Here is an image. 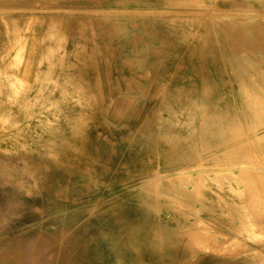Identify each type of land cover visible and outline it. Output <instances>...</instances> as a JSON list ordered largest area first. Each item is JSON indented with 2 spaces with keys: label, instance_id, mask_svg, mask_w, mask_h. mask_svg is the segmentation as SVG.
Segmentation results:
<instances>
[{
  "label": "rangeland",
  "instance_id": "1",
  "mask_svg": "<svg viewBox=\"0 0 264 264\" xmlns=\"http://www.w3.org/2000/svg\"><path fill=\"white\" fill-rule=\"evenodd\" d=\"M163 15L175 17L167 33V22L154 21ZM135 54L147 58L141 78L149 88L143 95L147 114L169 117L173 110L162 107L170 103L181 122L188 120L181 107L191 106L197 117L172 135L188 151L193 146L192 165L179 176L183 187H192L181 208L198 233L192 241L200 250L193 256L216 248L226 256L222 264H238L242 256L248 262L241 264H264V195L258 187L264 174L254 170L264 166V142L260 149L222 145L220 153L240 157L217 160L210 157L205 133L208 121L218 123L214 133L223 127L229 136L264 131V0H0V259L20 252L29 263L36 257V264H115L105 237L109 191L90 172L95 143L106 135L88 117L106 112L111 77L133 102L139 87H126L121 76L129 75ZM255 101L258 109L250 107ZM142 121L133 124L142 127ZM242 173L263 180L254 177L257 186L253 177L247 179L253 183L241 180Z\"/></svg>",
  "mask_w": 264,
  "mask_h": 264
},
{
  "label": "bare ground",
  "instance_id": "2",
  "mask_svg": "<svg viewBox=\"0 0 264 264\" xmlns=\"http://www.w3.org/2000/svg\"><path fill=\"white\" fill-rule=\"evenodd\" d=\"M209 4L211 3L209 2ZM160 13L164 14L165 12L161 11ZM174 18L175 17L164 16L162 18H155L154 21L161 20L163 23L167 22L164 31L165 33H167V31L170 30L171 27H173L172 23L175 22ZM107 24L110 25L111 24L110 21L107 22ZM125 26L126 25H120V28L122 31L126 32L127 34V31L129 30ZM105 44H109L112 47L116 46L113 41H108ZM127 44L132 45L131 42ZM137 57L138 54H135L132 58L136 60V63L134 66L130 68L129 75L127 77L125 75L121 76L122 84H124L125 86L126 84H135L136 86L139 87V89L134 94L135 99L133 100V102H130L128 100V97L126 96L123 97L124 93L121 87L118 84H116V82H114V78L111 77L112 81L111 83H109L110 84L109 91L112 99H111V103L108 105V107H106V112H101V114L92 113L88 117L94 119L93 125L95 129H99L101 132V134L99 135L101 136L106 135L103 142H98L97 140V142L95 143L94 153L91 156L93 164H95V167H92L90 172L95 173L101 179L102 183L105 184L107 190L109 191V199L107 202L110 203L108 209L111 212H109L108 218L106 220L108 231L105 233V237L111 242L113 252L115 255V264H185L187 262L189 264H204L208 261H215L217 264H222V261L225 259L226 256L224 254L219 253L216 248H214L216 250L214 249L205 250L198 257L193 256L198 250H200V248L199 249L197 248L198 242L192 241V239L195 240L198 237L197 235L198 233L196 234L193 226L187 222L188 219L184 216L183 209L181 208L184 205V201L187 198L193 196L192 187L189 185H185L183 187L181 185V180H179V176L182 175V173L185 172V170H187L188 167L192 165L190 164L191 162H188V160L191 159V157L193 156L192 154H190V151L193 149L192 148L193 146H191L188 151L181 144L180 142L181 139H179L180 138L179 136H172L173 134H176L175 130H178L176 128H179V125L183 123L179 119V115H177V112L175 111V108L174 106H172V104L168 103L163 105L162 107V110H168V111L173 110L172 115L169 114V117L163 116L161 114L158 115V113L152 116H149L147 114V110L149 108L144 102L143 95L149 93V88L145 87V85L141 82L142 74L145 73V69L147 67L146 66L147 58L144 60V59H137ZM83 90L84 88L82 87L77 88L75 90V93H81ZM126 90L127 92H134V91H130L128 88ZM118 96L121 98L123 97V99H118ZM47 100L49 101L48 98ZM253 103L254 104L253 105L251 104L252 106L250 107L258 109V107H256L258 102L255 101ZM261 106L262 107H260V109L263 111L264 104H261ZM181 108L188 110L185 113L188 117V120L185 121L184 123H187L189 127L196 121L197 117L195 113H193L191 106H186ZM8 109L9 108L6 107L4 108V111H8ZM139 118L143 120L142 127L133 124V121L138 120ZM216 124L218 123L208 121L207 122L208 127L205 130L206 138L210 141L216 142L215 144V143H210L209 141L208 146L206 147L208 150L211 151L210 157L212 159H217V160L224 158L237 159L240 157L239 154H235L234 156L233 155L231 156L228 155L227 152L220 153V151L222 150L219 147L222 145L227 146V148L230 149L231 145H240V147H242L243 144L245 146H249L250 148L249 144H251V147L260 149L261 146L260 143L264 142V131L261 132L260 134L257 133L255 134L253 133L254 132L253 131L251 133H246L245 135L242 136L240 135L229 136V134L226 135L225 133H223L225 129L223 127L220 128L218 133H214L212 126ZM261 124H264V122L262 121ZM121 130H124V132L121 133L120 132ZM223 136H224L223 138L224 140L221 141V143L217 142L218 139L222 138ZM192 138L194 139V141L197 142V139H195L193 136ZM240 138H245V139L241 140ZM169 140L172 141V147L170 149L165 147L166 141ZM129 143H133V144L127 147L126 149L121 148L122 144L125 146V145H129ZM100 145L102 146V150L99 149ZM149 153L151 154L150 156ZM255 157L259 158L257 156ZM201 165L213 166L216 165V163L205 162L202 163ZM219 165L237 166L239 164L219 163ZM254 170H258L261 174H264V166H259L257 169L255 168ZM122 171L126 172L125 178H120V172ZM200 172L202 171L200 170L198 174H200ZM224 172L222 171V173ZM234 174L236 175V172L233 173V175ZM256 174L254 173L253 175ZM240 175L241 174H239V176ZM253 175L252 176L250 175L251 177L249 176V178L248 176L242 178L243 176L242 173L241 180H245V178L247 180L252 177L253 179H255L254 177L257 176L260 177V174H258L257 176H253ZM262 177H260V180ZM256 179L255 180L251 179L254 183L251 181L249 182L248 180L247 182L255 184V182L257 181ZM261 181L259 183H261ZM263 182L264 180L262 181V183ZM249 183L248 185L245 184V186L247 185L249 187L251 185V184L249 185ZM253 184L252 187L255 186V188L259 185L257 184V182H256L257 186L256 185L253 186ZM263 185L264 184H262L261 186L259 185L258 187L259 189L263 188L262 190L264 191ZM228 187L231 189L234 188L232 185H229ZM228 187L226 188L220 187V189L226 190L228 189ZM252 187L249 188L251 192L254 191V190L252 191ZM258 187L256 189L253 188L255 189L254 192H256ZM261 189H260L261 193L260 191L259 193L262 196L264 195V192ZM256 193H254L255 196L259 194L258 193L256 195ZM137 196L140 198L139 203L133 201V199L136 198ZM261 196L258 195L257 198L262 200ZM161 199H163V201H165L166 204H163V201ZM196 201L198 202L197 198ZM260 203H264V202L260 201ZM223 204L226 205V201H223ZM132 207L138 208L137 213H133L131 211ZM195 207H193L194 210ZM263 207L264 206H262V208ZM105 212H107V210ZM193 219L194 218H192V220ZM259 221L257 220V222ZM261 221H263V219ZM200 223L201 222H199V225ZM201 227L203 228V225ZM218 229L221 228L218 227ZM259 233L262 234L261 232ZM224 234L226 235L225 232ZM220 235L221 234H219V236ZM263 235L262 237L264 238ZM225 237H227V235ZM229 239L228 241L227 240H223V241H227L226 242L227 244L229 242ZM207 240L208 237L206 241ZM214 240H212V242ZM210 242L211 241H209V244H212ZM218 242L221 243V241ZM202 245H204V243ZM221 246L222 243L220 244L219 247ZM227 248L229 249V247ZM242 248H244L242 249L243 251L247 250L245 249V247ZM219 249L221 250V248ZM231 250L229 251L230 254H231ZM257 251L254 253L259 252ZM225 253L227 254L228 252ZM261 255L264 256V251L261 252L260 256ZM255 256H257V254ZM239 260L240 262L238 264H241V261L248 262V258L245 256H242L241 258H239ZM0 264H36V257L31 261V263H29L27 260L24 259V257L20 254V252L18 253V255L8 254L6 257L0 259Z\"/></svg>",
  "mask_w": 264,
  "mask_h": 264
}]
</instances>
